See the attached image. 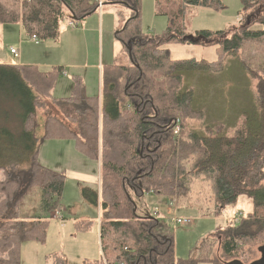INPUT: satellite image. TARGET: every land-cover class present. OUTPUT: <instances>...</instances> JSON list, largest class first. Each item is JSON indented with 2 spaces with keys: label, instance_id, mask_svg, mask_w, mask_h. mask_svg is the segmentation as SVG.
I'll use <instances>...</instances> for the list:
<instances>
[{
  "label": "trees",
  "instance_id": "16d2710c",
  "mask_svg": "<svg viewBox=\"0 0 264 264\" xmlns=\"http://www.w3.org/2000/svg\"><path fill=\"white\" fill-rule=\"evenodd\" d=\"M108 3L125 7L129 15L122 16L115 32L122 51L103 69L101 99L89 97L82 77L74 76L72 95L53 100L62 67L44 73L33 66L0 64V108L13 105L22 123L17 134L0 129V264H21V243L46 239L44 217L21 219L25 199L39 188L42 212L50 214L63 198L65 174L41 164L38 156L36 114L45 107L44 100H52L64 118L47 119L44 139L75 140L87 156L101 155V190H83L89 202L101 205L103 259L90 264H253L264 248V61L254 55L259 48L264 51V0H242L243 17L236 29L193 35L186 31L188 8L220 9L222 0H156L157 13L169 17V26L152 37L142 31V0ZM99 9L98 0H0V24L19 23L29 37L58 40L66 10L83 23ZM170 45L217 47V60H174ZM228 56L239 58L256 81L257 126L244 121L228 137L215 136L211 129L207 137L186 131L187 119L201 120L203 115L192 106V91L180 93L181 73H219ZM177 121L180 136L174 134ZM193 179L209 182L217 216L241 196L251 199L253 210L205 239L198 259L180 260L168 224L139 217L136 199L145 194L187 197ZM54 264L65 260L57 256Z\"/></svg>",
  "mask_w": 264,
  "mask_h": 264
},
{
  "label": "rangeland",
  "instance_id": "374dc122",
  "mask_svg": "<svg viewBox=\"0 0 264 264\" xmlns=\"http://www.w3.org/2000/svg\"><path fill=\"white\" fill-rule=\"evenodd\" d=\"M102 1V9L83 23L76 22L66 10L60 22L58 40H40L39 44H35L19 23L0 24V62L15 65L24 62L46 72H52L54 68H65L69 76L65 77L64 73L59 76L52 98L70 97L74 76H84L87 91L97 95L101 91L99 66L104 68L113 65L117 53L121 51L114 28L117 30L120 23L122 24V16L126 18L129 15V10L125 7L108 3V0ZM222 4L223 8L220 9L189 7L186 16L187 33L193 35L203 30L216 32L238 28L243 17L242 0H222ZM100 17L106 20V26L104 24L103 27H109L103 37L99 31ZM70 23L78 25L71 26ZM168 26L169 17L157 13L156 1L142 0L143 33L151 37L160 36ZM90 27H94V30L91 31ZM83 29L85 30L82 31ZM11 48L19 51V57L11 53ZM168 48L174 60L214 62L218 55L217 47L170 45ZM257 50L254 55L262 63L264 51H260V48ZM181 75L183 81L180 93L192 91V106L203 115L201 120L187 119L186 131L207 137L210 131L208 129H211L215 136L228 137L244 121L257 126L260 111L257 84L239 58L228 56L224 69L219 73L188 70ZM47 102L48 106L45 109L39 108L36 114L35 135L39 142V161L44 166L65 174V189L58 209L50 214L42 212V193L39 188L25 199L20 209L21 219L32 220L42 216L48 221V227L44 242L24 240L21 243L20 261L21 264H54V259L60 256L64 258L65 264H90L103 259L100 241L101 205L96 206L89 202L84 197L83 190H101V155L98 158L87 156L77 147L75 140L44 139L45 123L50 116L64 120L52 102ZM21 127L22 123L13 105L3 104L0 108V129L7 128L17 134ZM173 202H176L175 206ZM136 205L139 217H155L168 224L174 233L176 257L180 260L191 257L198 259L199 247L205 239L212 238L218 228L241 222L253 210L251 199L241 196L236 205L217 216L211 186L203 180L193 181L187 197L179 199L177 195L172 197L145 194L136 199ZM173 218L187 219L191 223H173ZM217 249L216 244L215 251ZM259 260H263L261 254Z\"/></svg>",
  "mask_w": 264,
  "mask_h": 264
},
{
  "label": "crops",
  "instance_id": "0c3cea01",
  "mask_svg": "<svg viewBox=\"0 0 264 264\" xmlns=\"http://www.w3.org/2000/svg\"><path fill=\"white\" fill-rule=\"evenodd\" d=\"M156 1V0H155ZM102 9V8H101ZM100 9V10H101ZM102 13V12H101ZM101 16H102V14H101ZM100 21H101V24H100V27H99V31H100V33H101V35H102V37H103V33L105 32V30H107V29H109V27H103L104 26V24H105V26H106V20H104V17H100ZM108 22H107V26H108ZM123 24V23H122ZM122 24L120 23V25H119V27L117 28V30L122 26ZM22 28V27H21ZM89 29H91V31H92V29L94 30V27H90ZM85 29H83L82 31H84ZM116 30V27L114 28V32H116L115 31ZM3 33H4V31H3ZM118 44H119V50H121L122 51V45L120 44V42H118ZM12 49H14V48H11V50ZM121 51H120V53H121ZM119 53V54H120ZM119 54L117 53V56H116V59H117V57L119 56ZM0 64H6V65H15V64H9V63H5V62H0ZM18 65H20V64H18ZM20 66H32V65H30V64H24V62H22V64L20 65ZM99 69H100V89H101V91H99L98 92V94L97 95H94V94H91L89 91H87V86H86V84H85V78H84V76H80V77H82V79H83V82H84V85H85V91H86V94L89 96V97H98V98H102V72H103V69L104 68H102L101 66H99ZM43 71V70H42ZM41 71V72H42ZM44 73H49L50 71H43ZM64 73H66V74H64V76L66 77V76H69V73H68V71H66V69L64 68ZM98 81H99V79H98ZM72 89V90H71ZM70 90L71 91H73V88H71L70 87ZM91 95H93V96H91ZM65 98H69V97H65ZM53 100H61V99H64V98H60V99H55V98H52ZM45 101V107L43 108V109H45L47 106H48V104H49V102H47L46 100H44ZM52 102V100H50V103ZM52 105H54L53 104V102L51 103ZM55 106V105H54ZM129 106H127L126 108H128ZM66 122V121H65ZM68 125H70L68 122H66ZM70 127H71V129L73 130V131H77V128L74 126V125H70ZM45 130H46V123H45ZM44 136H45V134H44ZM44 136H43V138H44ZM39 143V142H38ZM47 167V166H46ZM49 168V167H48ZM53 168V167H52ZM56 171V170H55Z\"/></svg>",
  "mask_w": 264,
  "mask_h": 264
},
{
  "label": "built area",
  "instance_id": "2783aa9c",
  "mask_svg": "<svg viewBox=\"0 0 264 264\" xmlns=\"http://www.w3.org/2000/svg\"><path fill=\"white\" fill-rule=\"evenodd\" d=\"M98 1H99V8H102V6L104 4L103 1L102 0H98ZM70 24H71V26H77L78 25V24L75 25L74 23H70ZM31 41L34 42L35 44H39L40 43V40L36 36L31 37ZM11 53L14 54L16 57H19V51L18 50L12 49ZM64 74H66V73H64ZM174 134L176 136H180V134H181V128H180L179 121L176 122V126L174 128ZM175 204H176V202H173V206H175ZM172 222L173 223H177V224H190L191 223V221H189L187 219H181V218H173Z\"/></svg>",
  "mask_w": 264,
  "mask_h": 264
},
{
  "label": "water",
  "instance_id": "95a60500",
  "mask_svg": "<svg viewBox=\"0 0 264 264\" xmlns=\"http://www.w3.org/2000/svg\"><path fill=\"white\" fill-rule=\"evenodd\" d=\"M262 258L263 260H258L254 262L253 264H264V248L262 250ZM231 264H243V263L241 261L236 260V261H233Z\"/></svg>",
  "mask_w": 264,
  "mask_h": 264
}]
</instances>
